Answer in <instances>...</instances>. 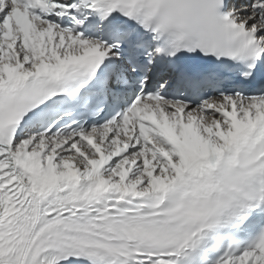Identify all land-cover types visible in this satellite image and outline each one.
<instances>
[{
  "label": "snow or ice",
  "instance_id": "1",
  "mask_svg": "<svg viewBox=\"0 0 264 264\" xmlns=\"http://www.w3.org/2000/svg\"><path fill=\"white\" fill-rule=\"evenodd\" d=\"M0 264H264V0H0Z\"/></svg>",
  "mask_w": 264,
  "mask_h": 264
}]
</instances>
